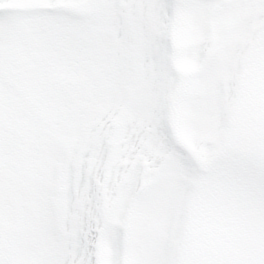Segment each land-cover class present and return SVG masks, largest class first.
<instances>
[{
    "label": "snow or ice",
    "instance_id": "1",
    "mask_svg": "<svg viewBox=\"0 0 264 264\" xmlns=\"http://www.w3.org/2000/svg\"><path fill=\"white\" fill-rule=\"evenodd\" d=\"M0 264H264V0H0Z\"/></svg>",
    "mask_w": 264,
    "mask_h": 264
}]
</instances>
